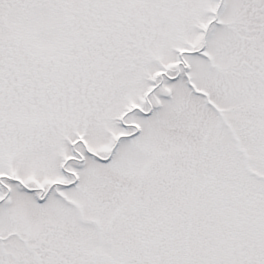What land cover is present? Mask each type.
Listing matches in <instances>:
<instances>
[{
    "label": "snow or ice",
    "instance_id": "1",
    "mask_svg": "<svg viewBox=\"0 0 264 264\" xmlns=\"http://www.w3.org/2000/svg\"><path fill=\"white\" fill-rule=\"evenodd\" d=\"M0 264H264V0H0Z\"/></svg>",
    "mask_w": 264,
    "mask_h": 264
}]
</instances>
